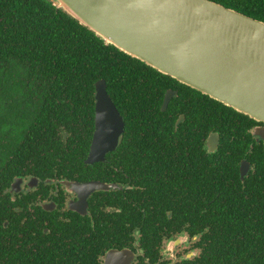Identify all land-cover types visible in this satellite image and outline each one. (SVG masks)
<instances>
[{
  "label": "flooded vegetation",
  "instance_id": "1",
  "mask_svg": "<svg viewBox=\"0 0 264 264\" xmlns=\"http://www.w3.org/2000/svg\"><path fill=\"white\" fill-rule=\"evenodd\" d=\"M107 56L99 74L2 68L0 264H264V122ZM101 80L123 127L91 156Z\"/></svg>",
  "mask_w": 264,
  "mask_h": 264
},
{
  "label": "water",
  "instance_id": "2",
  "mask_svg": "<svg viewBox=\"0 0 264 264\" xmlns=\"http://www.w3.org/2000/svg\"><path fill=\"white\" fill-rule=\"evenodd\" d=\"M105 44L264 122V21L214 0H50ZM123 120L95 85L91 156L112 148Z\"/></svg>",
  "mask_w": 264,
  "mask_h": 264
},
{
  "label": "trees",
  "instance_id": "3",
  "mask_svg": "<svg viewBox=\"0 0 264 264\" xmlns=\"http://www.w3.org/2000/svg\"><path fill=\"white\" fill-rule=\"evenodd\" d=\"M214 1L264 21V0ZM111 49L117 48L105 44L50 0H0V74L8 72L2 69L7 63L9 70L17 73L20 69L23 74L105 73ZM3 99L0 96V105ZM24 111L23 120L31 121V112Z\"/></svg>",
  "mask_w": 264,
  "mask_h": 264
}]
</instances>
